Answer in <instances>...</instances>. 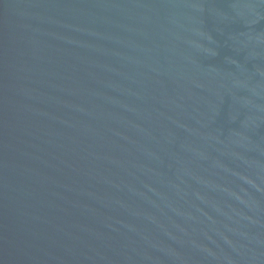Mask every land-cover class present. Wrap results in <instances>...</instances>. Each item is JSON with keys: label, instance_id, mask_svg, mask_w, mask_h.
<instances>
[{"label": "water", "instance_id": "1", "mask_svg": "<svg viewBox=\"0 0 264 264\" xmlns=\"http://www.w3.org/2000/svg\"><path fill=\"white\" fill-rule=\"evenodd\" d=\"M0 264H264V0H0Z\"/></svg>", "mask_w": 264, "mask_h": 264}]
</instances>
